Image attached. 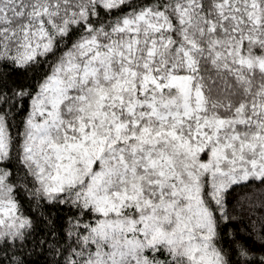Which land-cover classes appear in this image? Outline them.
<instances>
[{"label":"snow or ice","instance_id":"snow-or-ice-1","mask_svg":"<svg viewBox=\"0 0 264 264\" xmlns=\"http://www.w3.org/2000/svg\"><path fill=\"white\" fill-rule=\"evenodd\" d=\"M236 187L264 214V0H0V264H264Z\"/></svg>","mask_w":264,"mask_h":264},{"label":"trees","instance_id":"trees-1","mask_svg":"<svg viewBox=\"0 0 264 264\" xmlns=\"http://www.w3.org/2000/svg\"><path fill=\"white\" fill-rule=\"evenodd\" d=\"M258 194L255 189L246 187H236L227 198L226 209L232 219L225 222V239L233 240L237 235L249 244L255 240L258 243L256 232L259 231L261 223L264 222V214L253 208L257 202ZM251 237V239H249ZM50 258V257H48ZM34 264H45V255L31 257Z\"/></svg>","mask_w":264,"mask_h":264}]
</instances>
